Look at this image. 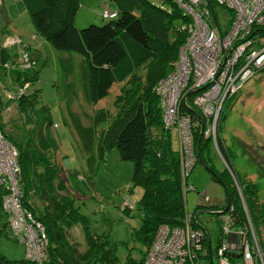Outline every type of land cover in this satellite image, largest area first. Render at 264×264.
Returning a JSON list of instances; mask_svg holds the SVG:
<instances>
[{
    "label": "trees",
    "instance_id": "trees-1",
    "mask_svg": "<svg viewBox=\"0 0 264 264\" xmlns=\"http://www.w3.org/2000/svg\"><path fill=\"white\" fill-rule=\"evenodd\" d=\"M114 1V16H104L103 9L102 16L109 18L108 20L102 24L89 23L82 27H77L74 23L80 0H24V3L37 33L53 47L75 50L85 56L91 102H97L107 95L114 83L129 81L130 84L125 87L128 103L119 111L115 123L101 130L98 154L103 157L106 151L115 146L122 159L133 162L132 186H142L139 203L143 214L136 238L147 247L158 224H182V215L186 209L184 192L188 186L189 173H182L179 149L172 144L170 132L163 126L162 106L152 87L170 69L172 60L176 58L180 45L186 39L187 21L191 16L176 0ZM133 7L139 11L135 12ZM159 26L167 28L163 37L157 34ZM6 30L3 28L0 31V67L9 73L15 84L29 80L30 86L26 94L16 97L13 102L24 116V125L20 129L22 133L7 131L1 113L0 130L18 151L23 201L35 217L45 224L49 238L47 264H142L145 247L139 249V256L127 253L121 259L116 252L117 241H111L106 234L93 232L89 218L79 211L73 191L65 182L63 168L56 157L58 144L51 143L43 129L53 123L48 106L38 105L36 80L39 69H21L16 64L10 68L5 66L8 60L13 64L18 55V52L12 54L7 49L8 46L2 44L5 33H12ZM26 48L30 49L29 46ZM145 62L149 63L146 72L148 79L142 83L140 75L135 76L134 72ZM14 85L0 89V111L9 103L7 93L14 89ZM193 92L190 91V94ZM186 109L191 111L192 120L203 118L199 109H195V112L188 107ZM107 113V108H99L95 112V119L104 120ZM157 125H162L164 131ZM218 127L220 128V121ZM194 140L197 160L208 168L211 177L216 178L224 191L228 192V212L235 216L236 224L243 223L246 219L233 177L239 181L249 217L264 252L258 232V226L264 223V200L258 194L264 185V155L261 145L247 144L237 135L234 136L249 163L253 165L256 173L253 180L245 174L240 176L234 167L231 161V143H225L220 129L214 142L200 132V123L196 121ZM212 152L220 157L222 154L224 169L219 170L212 163ZM5 191L0 184V209L1 197ZM207 197L205 200V195L200 196L195 211L192 212L197 209L224 207L225 197L217 201ZM34 198L39 199L41 206L33 204ZM219 218L221 224L222 216L219 215ZM77 225L83 233V245L78 240L69 238L70 229ZM213 249L211 247V254L208 252L210 255L207 259L215 255ZM232 261L235 263L238 259L232 258ZM0 264L35 263L26 257L9 259L0 252Z\"/></svg>",
    "mask_w": 264,
    "mask_h": 264
},
{
    "label": "rangeland",
    "instance_id": "rangeland-1",
    "mask_svg": "<svg viewBox=\"0 0 264 264\" xmlns=\"http://www.w3.org/2000/svg\"><path fill=\"white\" fill-rule=\"evenodd\" d=\"M153 1L157 2L159 0ZM115 5L114 0H80L74 23L77 27H82L89 23L102 24L109 19L102 16L103 9H114ZM183 7L186 8L185 6ZM217 8L218 14L229 10L225 4H219ZM132 9L135 12L139 11L135 7ZM225 15L227 16L228 13ZM220 22L221 24L225 23L221 20ZM3 28L7 29L6 31L17 32L12 33L21 36L22 43L19 41L17 43L6 44L8 46L7 49L12 54L17 52L20 54L23 51L21 46L25 44V46L30 47V50L37 58L36 69H39L36 80V85H38V105L45 104L48 106L53 123V125L45 126L43 129L47 132L51 143L58 144L59 150L56 152V157L63 168V178L68 187L73 191L75 204L79 206V211L89 218V225L93 232L96 234H106L111 241H117L116 252L121 259L125 258L127 253L139 256V249L145 247L136 238L137 229L141 225L143 214L139 203L142 186L140 184L132 186L133 162L122 159L119 150L115 146L106 151L103 157H100L98 154V140L101 130L112 126L116 121L115 118L119 117L118 113L121 108L128 103V92L125 90V87L130 84L129 81L114 83L107 95L97 102H91L88 92L85 56L75 50L57 49L41 34L37 33L24 0H0V31ZM166 31L167 28L164 29L159 26L157 34L163 37ZM6 35L7 33L3 36L2 44L3 40L5 41L7 38L5 37ZM176 60L177 56L172 60L173 63L166 74L175 70ZM13 64H20V61H13ZM148 65L149 63L145 62L134 72L135 76L140 75L142 83L148 79L146 77ZM262 70L252 74L250 79L244 83V86L238 92L225 99L224 105L219 111L217 129L214 132L217 137L220 129V134L225 143L227 145L231 143L233 152L231 161L240 176L245 174L253 180L256 177L253 165L249 163L247 155L244 154L242 146L238 145L240 143L234 140V136L237 135L238 138L243 139L247 144H258V141L253 137L257 133L253 121H257L260 126L261 123L258 122L259 112H254L257 107L256 93L264 90L261 89L262 86H260L261 83L259 82V79L264 77V71ZM260 75H263V77L258 78ZM157 81L153 83L152 90L161 99L160 94L155 90ZM14 84L9 73L0 67V89L3 86L12 87ZM22 84H27L25 90L29 87L27 81H24L15 84L14 88L20 90L22 89ZM190 91H194L193 94H190ZM199 93L198 90L190 88L185 99L187 105L181 104L183 106L182 109L187 110L189 113L191 111L186 109V107L192 109L194 112L195 109H200L194 101ZM7 100H9V103L2 107L0 111L4 127L7 131L14 132V134H21L22 130L20 131V129L24 125V116L18 110L16 103H13L15 98L12 95ZM161 106L163 126L170 132L172 144L179 149L180 140L176 129V122L173 123L172 128L165 126L164 106L162 103ZM99 108H107L106 119H95V112ZM196 121L200 123V132L206 136L204 134L206 122L204 117ZM196 121L193 119L192 122L194 144ZM219 121L220 128H218ZM157 126L161 128V131H164L162 125ZM206 137L215 141L211 134ZM255 148H258V145H255ZM262 152L264 155L263 149ZM178 153L180 157L182 155V153L180 155V150H178ZM194 153L196 155L195 145ZM221 157H223L222 154ZM221 157L217 153L212 152V163L219 170L224 169ZM187 182L188 186L192 185L190 188L187 187L184 192L185 206L190 212L195 211L199 197L202 195H207L214 201L224 198L222 184L216 178L211 177L208 168L197 158L189 171ZM233 182L235 184V181ZM20 184L19 179V187L17 184L15 186L18 191L20 190L21 202L32 212L30 207L23 201V192ZM1 186L4 187V185ZM4 188L6 189V186ZM258 194L264 200V185L261 186ZM5 195L6 191L1 197L0 252L9 259L26 257L31 260L29 257L36 254V250L32 249L36 246V232H41L42 230L37 227L36 221L34 223L35 232L27 233L22 242L16 241L10 229L7 228L9 222H5L7 221V216L8 220L11 217L9 212L6 215V212L3 210ZM32 202L35 205L41 206L37 198H34ZM185 214L186 212L184 211L182 215L183 219ZM196 215L198 224L209 229L212 237L215 238L219 231L220 214L202 212L197 209ZM33 217L43 224L47 239H49L45 224L35 217L34 214ZM258 232L260 233V241L264 245V223L258 226ZM69 234L71 240H78L80 244H84L83 233L79 225L72 227ZM45 246L41 249L43 256L45 254V258L41 261V264H47L48 244H45ZM211 247L213 246L211 245ZM147 249L148 246L145 247L144 257ZM144 257L142 264H144ZM213 260L215 264H218L215 255L213 256ZM205 264H209V261L206 260Z\"/></svg>",
    "mask_w": 264,
    "mask_h": 264
},
{
    "label": "built area",
    "instance_id": "built-area-1",
    "mask_svg": "<svg viewBox=\"0 0 264 264\" xmlns=\"http://www.w3.org/2000/svg\"><path fill=\"white\" fill-rule=\"evenodd\" d=\"M177 1L191 15L187 23L188 32L178 49L175 70L163 75L155 84V90L160 94V103L164 106L165 126L172 128L176 122L180 155L182 153L180 167L182 173L186 174L196 156L193 120L181 104L187 105L185 99L190 88L200 92L194 101L206 121L204 134H211L216 141L214 132L217 129L218 114L226 97L233 95L247 78L264 67V0H215L216 4L211 0ZM219 4L232 9V13L227 16L225 14L228 11L222 13L227 19L223 26L214 22ZM109 10L105 8L103 15L114 16L115 13ZM5 37L4 45L19 41L22 43L16 34H7ZM21 47L23 51L15 58L20 64L16 65L22 69H34L37 58L24 44ZM14 65L10 61L5 63L7 68ZM27 83L30 86L29 80ZM26 85L22 84L20 90H10L8 97L12 95L16 98L26 94L29 91V87L25 90ZM17 153L16 147L0 130V184L6 186L3 210L11 216L9 220L7 216V228L16 241L22 242L27 233L35 232L34 223L37 221V227L42 231L36 232V246L32 248L36 254L29 258L35 264H41L45 258L41 249L47 245L48 239L43 224L22 204L20 190L15 186H18L19 180ZM233 179L247 214L243 223L236 224L235 216L227 209L220 213L222 221L218 234L213 238L209 229L198 224L196 212L185 209L182 224L158 225L148 245L144 264H205L206 260H213L212 255L207 259L211 254V245L218 264H264V252L249 217L241 188L236 178ZM232 258L238 261L233 263Z\"/></svg>",
    "mask_w": 264,
    "mask_h": 264
},
{
    "label": "crops",
    "instance_id": "crops-1",
    "mask_svg": "<svg viewBox=\"0 0 264 264\" xmlns=\"http://www.w3.org/2000/svg\"><path fill=\"white\" fill-rule=\"evenodd\" d=\"M110 10H113V9H110ZM7 32L17 33L14 31H7ZM262 71H264V69ZM260 77H263V75H260L258 78ZM259 82L261 83L260 86H262L261 89H264V77L262 79L260 78ZM256 97H257V107L254 113L259 112L258 122L261 124L259 126L257 121H253L255 129L257 130V133L253 135V137L255 140L258 141V144L261 145V151H262V149L264 150V90L256 93Z\"/></svg>",
    "mask_w": 264,
    "mask_h": 264
},
{
    "label": "bare ground",
    "instance_id": "bare-ground-1",
    "mask_svg": "<svg viewBox=\"0 0 264 264\" xmlns=\"http://www.w3.org/2000/svg\"><path fill=\"white\" fill-rule=\"evenodd\" d=\"M177 1V0H176ZM213 3H217L215 0H211ZM178 2V1H177ZM179 3V2H178ZM185 12L188 14V15H190V13L189 12H187L186 10H185ZM230 13H232V9H229L228 10V14H230ZM191 16V15H190ZM220 20L223 22H225L224 24H226V22H227V19H226V17L222 14V13H220V14H218V16H217V18L214 20V22L215 23H217L219 26H223L224 24H221V22H220ZM13 67V66H12ZM22 69V68H21ZM262 69H264V67L262 68ZM250 78H247L242 84H241V86L234 92V94L236 93V92H238L243 86H244V83H246L248 80H249Z\"/></svg>",
    "mask_w": 264,
    "mask_h": 264
},
{
    "label": "water",
    "instance_id": "water-1",
    "mask_svg": "<svg viewBox=\"0 0 264 264\" xmlns=\"http://www.w3.org/2000/svg\"><path fill=\"white\" fill-rule=\"evenodd\" d=\"M224 197H225V204H224V207L222 209H220V210L201 209L200 211L207 212V213H209V212L220 213V212L226 211L228 206H229V194L226 190L224 191ZM209 263L214 264V262L211 258L209 260Z\"/></svg>",
    "mask_w": 264,
    "mask_h": 264
}]
</instances>
